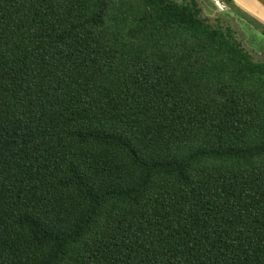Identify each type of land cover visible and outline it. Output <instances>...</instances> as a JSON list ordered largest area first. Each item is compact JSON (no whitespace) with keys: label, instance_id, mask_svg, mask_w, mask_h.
<instances>
[{"label":"trees","instance_id":"trees-1","mask_svg":"<svg viewBox=\"0 0 264 264\" xmlns=\"http://www.w3.org/2000/svg\"><path fill=\"white\" fill-rule=\"evenodd\" d=\"M236 33L195 0H0V264H264Z\"/></svg>","mask_w":264,"mask_h":264},{"label":"rangeland","instance_id":"rangeland-1","mask_svg":"<svg viewBox=\"0 0 264 264\" xmlns=\"http://www.w3.org/2000/svg\"><path fill=\"white\" fill-rule=\"evenodd\" d=\"M201 7V12L204 16L208 18H216L220 21H223L226 26L234 28L236 30L237 38L242 41L245 48L253 55L255 60L264 62V37L251 28L244 19L239 16H236L232 8L222 0H195ZM234 2V0H232ZM255 10L258 11L264 17V0H258L261 7L258 5V2H253L252 0H244ZM235 3V2H234ZM236 5V4H235ZM242 10V8H240ZM250 9V8H248ZM260 10H263L261 12ZM243 15L248 19H252L262 25H264L261 20L255 16L253 10H244Z\"/></svg>","mask_w":264,"mask_h":264},{"label":"crops","instance_id":"crops-1","mask_svg":"<svg viewBox=\"0 0 264 264\" xmlns=\"http://www.w3.org/2000/svg\"><path fill=\"white\" fill-rule=\"evenodd\" d=\"M253 2H258V0H252ZM261 1V0H260ZM234 2H235V4H236V6L238 7V8H242V10H244L245 12L247 11V10H253L254 12H255V16L258 18V19H260L261 21L260 22H262L263 24H264V17L260 14V13H258V11L257 10H255L252 6H250L248 3H246V2H244V0H234ZM258 5L261 7V5H260V3L258 2ZM248 8H250V9H248ZM261 12H263V10H260Z\"/></svg>","mask_w":264,"mask_h":264}]
</instances>
